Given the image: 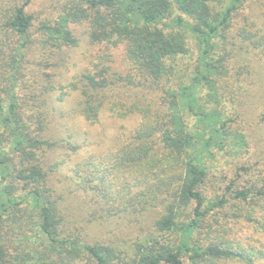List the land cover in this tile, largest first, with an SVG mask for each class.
I'll return each instance as SVG.
<instances>
[{"label":"trees","instance_id":"obj_1","mask_svg":"<svg viewBox=\"0 0 264 264\" xmlns=\"http://www.w3.org/2000/svg\"><path fill=\"white\" fill-rule=\"evenodd\" d=\"M30 2L0 11V264H264V156L240 123L264 100L247 106L237 70L264 47L262 0H72L44 19ZM83 42L99 50L60 98L91 124L105 105L138 117L75 170L95 220H124L103 241L73 229L47 168L57 59Z\"/></svg>","mask_w":264,"mask_h":264},{"label":"rangeland","instance_id":"obj_2","mask_svg":"<svg viewBox=\"0 0 264 264\" xmlns=\"http://www.w3.org/2000/svg\"><path fill=\"white\" fill-rule=\"evenodd\" d=\"M71 1L31 0L27 10L42 19L50 16L54 17ZM22 2L23 0H0V11L6 6L9 7L12 3ZM262 2L261 4H264V0ZM260 8L258 4L257 9L260 14H263ZM1 14L0 12V17ZM98 50V47H92L83 42L79 47L66 50L61 57H58L57 68L55 69L57 73L55 85L58 89L48 97L51 104L48 134H50L51 138L54 137L52 140L57 139L59 141V144L47 153V168L50 170L51 183L66 196L64 203L68 213H72L73 220L84 225V227L77 226L71 220L73 229L83 228L84 230L86 228L85 233L89 234L92 241L110 239L108 237L112 236L113 233L115 234L114 230L121 227L124 220L120 218L106 220L107 218H105L103 219L104 223H101L100 219L95 220V214L99 212V209L92 202L94 193L87 192L86 189L77 184L80 180L75 172L77 164L84 162L86 158L91 160L104 158L110 152L111 146L118 141L119 134L129 131L138 121V117L135 114H131L127 118L114 117L109 105H105L100 113L99 121L91 124L76 109L78 99L76 91L70 92L62 99L60 98L61 91L67 90L66 84L75 75L87 68L90 60L93 59V55ZM115 57L118 64H121L122 54L116 52ZM236 58L234 65L239 66L240 56ZM247 62L243 67L235 68H238V71L242 70L245 75L251 76L253 81L255 80V84L253 82L251 88H249L252 100L251 98L247 99V106L250 108L254 102L256 107L255 100H264V47L262 50H258L256 55L254 53L250 54ZM243 115L240 123L243 127L249 128L254 137H256L249 156L252 157V160L256 157L258 159L262 158L264 156V122L261 121V124L258 125L256 120L251 118V113L245 112ZM72 145H78L79 148L72 150ZM92 168L95 169L94 166ZM116 205H119V201H116ZM118 231L117 233L125 237L130 234V231L125 228Z\"/></svg>","mask_w":264,"mask_h":264}]
</instances>
